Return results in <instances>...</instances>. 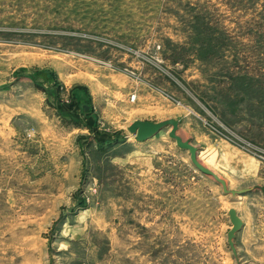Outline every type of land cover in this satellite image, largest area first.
I'll return each instance as SVG.
<instances>
[{
    "label": "rangeland",
    "instance_id": "obj_1",
    "mask_svg": "<svg viewBox=\"0 0 264 264\" xmlns=\"http://www.w3.org/2000/svg\"><path fill=\"white\" fill-rule=\"evenodd\" d=\"M0 264H264V0H0Z\"/></svg>",
    "mask_w": 264,
    "mask_h": 264
},
{
    "label": "water",
    "instance_id": "obj_2",
    "mask_svg": "<svg viewBox=\"0 0 264 264\" xmlns=\"http://www.w3.org/2000/svg\"><path fill=\"white\" fill-rule=\"evenodd\" d=\"M171 128L169 136L176 142L178 147L183 151H187L190 154V159L193 166L202 172L203 174L212 177L219 185L222 186L225 195H239L240 192L229 190L228 185L225 180L221 179L217 174H215L210 169L203 166L199 161V150L190 142L184 141L178 135L179 122L176 120H167L160 123H154L149 121H136L129 127V132L134 135L139 142L147 141L150 138L156 136L159 132L166 128ZM229 218L232 224V229L228 232V243L229 246L237 256V248L234 243V239L241 231L244 223L241 217L238 215L237 210L232 208L229 210Z\"/></svg>",
    "mask_w": 264,
    "mask_h": 264
},
{
    "label": "built area",
    "instance_id": "obj_3",
    "mask_svg": "<svg viewBox=\"0 0 264 264\" xmlns=\"http://www.w3.org/2000/svg\"><path fill=\"white\" fill-rule=\"evenodd\" d=\"M135 99H136V96H133V97H132V101H135Z\"/></svg>",
    "mask_w": 264,
    "mask_h": 264
},
{
    "label": "bare ground",
    "instance_id": "obj_4",
    "mask_svg": "<svg viewBox=\"0 0 264 264\" xmlns=\"http://www.w3.org/2000/svg\"><path fill=\"white\" fill-rule=\"evenodd\" d=\"M159 134H161V133H159ZM235 209V208H234Z\"/></svg>",
    "mask_w": 264,
    "mask_h": 264
}]
</instances>
